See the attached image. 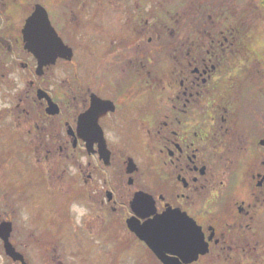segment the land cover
<instances>
[{
	"label": "flooded vegetation",
	"instance_id": "af4514ba",
	"mask_svg": "<svg viewBox=\"0 0 264 264\" xmlns=\"http://www.w3.org/2000/svg\"><path fill=\"white\" fill-rule=\"evenodd\" d=\"M172 20L110 45L97 33L93 70L67 87L58 69L72 61L40 69L34 53L52 51V30L70 46L63 0H0V264H117L135 246L162 264L129 223L169 210L202 228L208 251L194 264H264V110L239 108L253 62L227 58L244 50V30L212 15V28H186L179 11ZM153 32L172 36L171 60L146 45ZM94 101L106 109L87 118ZM73 203L89 209L79 225Z\"/></svg>",
	"mask_w": 264,
	"mask_h": 264
},
{
	"label": "rangeland",
	"instance_id": "374dc122",
	"mask_svg": "<svg viewBox=\"0 0 264 264\" xmlns=\"http://www.w3.org/2000/svg\"><path fill=\"white\" fill-rule=\"evenodd\" d=\"M106 0H63V23L66 22L68 27H71L69 31L64 32V37L70 47L74 50V58L72 63L63 64L58 72L63 71V78H67L72 85L76 82L77 73L80 71L88 72L92 71L95 65V37L99 33L97 40L106 38L111 43V40L118 41L119 35L128 34L133 31L134 28L140 29L141 26H149L151 30L156 31L157 29L153 27V20L147 19L146 17H139V14H143L141 10L143 6L146 7L148 11L152 12L157 16L158 11L162 10L160 14L163 17L167 10H174V6L181 0H113L114 4L102 5ZM185 7L182 9L183 12L187 13L189 17V24L186 28H193V22L196 28H212V24L207 23V16L205 8L212 7L216 9L214 12L224 9L222 15H212L222 19L219 23L223 24L224 27H234L238 25V19L247 21L246 28L243 26V37L245 43L244 46L248 47L249 53L251 54V66L252 68V78L251 80L252 88L251 91L246 92L243 96L245 90L241 92V98L239 103H241L239 108L245 109L249 112L247 108L252 110L259 108L264 110V0H182ZM231 7H236V15H233V9ZM160 8V9H159ZM163 8V9H162ZM212 11V10H211ZM176 12V11H175ZM172 13V15L175 14ZM131 14L132 17L127 15ZM126 14V15H125ZM159 17V16H158ZM230 17L229 19H226ZM148 24H147V22ZM147 24V25H146ZM243 25L242 21L239 23ZM173 28V22L170 24ZM67 27V28H68ZM240 27V26H239ZM154 28V29H153ZM64 29V28H63ZM182 29V28H181ZM108 32V33H107ZM113 33V34H111ZM111 34V35H107ZM155 35L156 33L153 32ZM150 36V35H149ZM108 37H111L110 39ZM133 37V36H132ZM172 36L169 32L165 33L163 40L153 39L152 42L146 43L149 49H153L152 54H159V51H163L166 55L164 60L172 59ZM159 45L163 46V49L159 50L156 48H161ZM94 51V52H93ZM102 51V50H101ZM155 58L149 57V60ZM255 62V63H254ZM154 63V62H152ZM258 63V64H256ZM167 65V63H166ZM239 98V97H238ZM237 106V107H238ZM131 151V150H130ZM150 153V150L148 149ZM119 153V152H118ZM116 164L114 171L122 170L124 171V166ZM118 168V169H117ZM71 170L70 172H72ZM110 245H105L100 248H110ZM103 252V250H101ZM101 256L103 253H100ZM111 257L107 258L109 261L100 259L97 264H113L111 262ZM148 259V260H147ZM149 257L146 258L142 249L138 246L132 248L131 252L124 253L123 257L119 259L117 264H149Z\"/></svg>",
	"mask_w": 264,
	"mask_h": 264
},
{
	"label": "water",
	"instance_id": "95a60500",
	"mask_svg": "<svg viewBox=\"0 0 264 264\" xmlns=\"http://www.w3.org/2000/svg\"><path fill=\"white\" fill-rule=\"evenodd\" d=\"M38 14L41 15V12H37L27 23L25 30L27 41H31L29 26ZM51 41L52 51H34L40 61V69L47 64L54 65L60 58L72 61L74 57L73 49L67 46L64 41H61L62 43L59 42L54 30H52ZM104 109H106L104 104L94 101L92 108L86 113L87 118L98 117ZM99 151L106 163L109 164L111 153L105 143L100 147ZM136 169V164L131 160L127 172L132 174ZM142 198L137 195L133 206H140ZM150 202L152 201H149L148 205H153ZM129 226L163 264H193L208 251L202 228L193 219L177 210H169L161 217H156L144 225L130 222Z\"/></svg>",
	"mask_w": 264,
	"mask_h": 264
},
{
	"label": "trees",
	"instance_id": "16d2710c",
	"mask_svg": "<svg viewBox=\"0 0 264 264\" xmlns=\"http://www.w3.org/2000/svg\"><path fill=\"white\" fill-rule=\"evenodd\" d=\"M185 7V4H184V2L181 0V2L179 1L175 6H174V10H167L165 13H164V15H163V17H158L159 15L157 14V16H155L154 14H152V12H150V11H148V10H146L147 8L146 7H144L143 6V9L141 10V12L142 13H144V15H145V17L147 18V19H150V20H153L154 21V24H152L153 25V27L154 28H156L157 30H160V28L162 27V25L164 26L163 27V29H165V27L168 25L169 27H171V23L173 22V20H172V13L173 12H175V11H179V12H183V8ZM232 9H233V15H236V7H231ZM212 10V11H211ZM216 9H214V8H212V7H208V8H205V14L206 15H222L223 13V11H224V9H220V10H218V11H216V12H214ZM230 17H227L226 19H229ZM213 19L216 21V23L215 24H213V25H215L216 26V28H223V24H225V23H222L221 22V24L219 23V21H222V19H220V18H218V17H214L213 16ZM241 21H242V23H243V25H240L239 23H241ZM248 22L247 21H244V20H242V19H238V25L240 26H234L233 28L234 29H238V28H243V26H244V28H246V24H247ZM149 26L150 25H148L147 26V28L148 29H150L149 28ZM214 26V27H215ZM153 28V29H154ZM229 28V27H228ZM230 28H232V27H230ZM155 30V29H154ZM245 31L246 30H248V29H244ZM165 37V34H163V38ZM152 38L153 39H156V35H154L153 34V36H152ZM234 43H236V42H234ZM243 43H245V41H243ZM243 46H244V44H243ZM250 51L248 50V47L246 46H244V50L243 51H241L240 53H236L235 52V54L233 55V56H230V53H228V60L229 61H233V62H237V61H245V60H251V59H253L252 57H251V54L249 53ZM239 55H241V56H239ZM232 67V66H231ZM234 67V66H233ZM231 70L228 72V76L230 77V78H235V76H237V73H236V71H234L233 72V70H235V68H230ZM228 86H233L231 83H229L228 84ZM249 89V88H248Z\"/></svg>",
	"mask_w": 264,
	"mask_h": 264
},
{
	"label": "clouds",
	"instance_id": "9594fccd",
	"mask_svg": "<svg viewBox=\"0 0 264 264\" xmlns=\"http://www.w3.org/2000/svg\"><path fill=\"white\" fill-rule=\"evenodd\" d=\"M71 213L74 216L75 223L79 225L86 217L89 216V209L79 204L73 203L71 205ZM22 219L24 221H27L29 219V216L26 212L22 213Z\"/></svg>",
	"mask_w": 264,
	"mask_h": 264
}]
</instances>
